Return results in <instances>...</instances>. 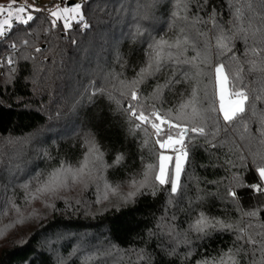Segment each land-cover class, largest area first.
<instances>
[{
  "label": "trees",
  "instance_id": "16d2710c",
  "mask_svg": "<svg viewBox=\"0 0 264 264\" xmlns=\"http://www.w3.org/2000/svg\"><path fill=\"white\" fill-rule=\"evenodd\" d=\"M77 1L90 25L87 29L75 22L69 30H63L61 22L51 28L48 11L41 10L33 13L36 19L30 25H15L0 38V220L14 211L13 203L24 207V185L31 190L35 177L46 175L61 161L76 163L83 154L81 144L87 134L95 135L109 164L118 152L125 154L123 163L105 174L113 184L121 183L123 191L128 190L123 185L128 176L141 170L140 157L150 160L149 150L140 149L142 134H130L124 114L116 111L106 95L93 92L101 87L112 90L109 73L134 76L143 59V41L149 34L156 38L174 35L175 29L170 31L168 27L174 0ZM262 3L264 0H252L254 12L245 10L246 17L255 16L257 26L264 14ZM213 4L220 13L218 19H231L226 0H209L207 11ZM191 9L196 12L195 4ZM144 11L147 18H143ZM200 15L207 19L206 12ZM137 24L144 34L133 40ZM24 39L29 41L27 45ZM36 48L41 51L36 52ZM244 48L242 41H235L237 56L242 58ZM212 59L215 62L214 49ZM163 78L159 77L161 83ZM247 80L250 87H257L253 76ZM154 83L150 80L141 87L150 92ZM189 90L188 85L180 84L174 92L166 91L164 107L179 103ZM208 91L211 94V86ZM257 107L264 108V103ZM257 129L255 122L247 132L243 126L235 130L229 127L216 138L227 140L222 147L217 143L209 148L203 138L196 141L181 177L184 190L171 205L164 190L155 196L141 195L130 204L112 199L98 205V193L92 186L79 194L59 196L50 215L39 219L20 240L2 246L0 264H181L180 256L187 249L182 243L177 245L167 226L175 225L177 232L187 230L199 211L238 225L247 235L244 241H236L235 229L214 232L203 239L190 234L198 255H217L243 244L241 264L259 261L260 245L247 243V236L262 239L257 234L264 232V193L238 186L234 179L238 176L242 185L260 182L255 168L264 161L257 157L254 162L251 155L264 154ZM230 188L236 191L238 201L228 195ZM198 195L204 197L202 202H196ZM189 201L195 211L190 210ZM252 210H258L257 216L242 215ZM173 215L175 220L171 219ZM173 247L177 254L170 256ZM141 253L144 259L139 258Z\"/></svg>",
  "mask_w": 264,
  "mask_h": 264
},
{
  "label": "snow or ice",
  "instance_id": "6c2138e0",
  "mask_svg": "<svg viewBox=\"0 0 264 264\" xmlns=\"http://www.w3.org/2000/svg\"><path fill=\"white\" fill-rule=\"evenodd\" d=\"M226 2L231 19L222 22L218 19L220 13L216 5H211V11H207L209 0H174L171 23L168 26L170 31L175 29L174 35L165 34L156 38L149 34L143 41L146 44L142 49L143 59L139 62L140 67L134 76L128 78L122 72L109 73V81L113 82L112 90L101 87L93 92V95H106L108 101L115 104L116 111L124 114L130 134H142L141 151L145 148L149 150L150 160L142 155L141 170L131 173L123 182L127 191L122 190L121 183L113 184L105 175L109 168L123 163L125 154L118 152L109 164L104 159L105 153L95 135L90 133L83 138L81 147L84 151L76 163L61 161L58 167L46 175L35 177L36 186L31 190L29 185H24L26 200L47 201L79 185L85 191L90 186L95 188L98 193L96 203L115 199L121 204H130L141 195L155 196L158 191L164 190L168 195L167 203L171 205L184 190L181 177L190 163V151L196 141L203 138L209 148H215L217 143L222 147L227 140L216 139L222 131L227 132L229 127L235 130L243 126L247 132L249 125L255 122L258 124L260 143L264 145V108L257 107L258 103H264V14L259 17L260 23L257 26L254 23L255 16H245L246 9L254 12L252 0ZM193 4L196 6L195 13L191 9ZM260 6L264 8V3ZM81 7V3H75L71 7L61 8L56 5L49 9L50 27L56 28L58 22H62V29L69 30L75 22L77 26L87 29L90 25L85 22ZM144 7L147 8V5ZM40 11V8L28 4L26 0L24 3L10 0L6 6L0 4V37L7 36L15 25H30L36 19L33 13ZM201 12L207 13V19L200 15ZM139 14L138 9L137 15ZM143 18H147V11H144ZM180 21L183 23L179 24ZM27 31L25 28V32ZM143 34L144 29L137 24L132 38L136 40ZM237 40L245 45L242 58L234 51ZM23 43L27 45L29 41L24 39ZM16 46L15 43L11 45L13 49ZM213 49L215 62L212 59ZM35 50L41 51L40 48ZM221 57L226 59H220ZM8 63H13L11 58ZM124 66L121 65L122 68ZM161 76L164 77L163 83L159 80ZM248 76L254 77L253 82L257 87L249 86ZM150 80L155 83L151 86L152 90L147 92L141 86L147 85ZM180 84L188 85V95L184 97L181 92L180 95L184 98L165 108V92H174ZM209 86L212 88L211 94L208 91ZM251 155L254 162L257 157L264 161V154L257 152ZM239 159L243 160L244 157ZM228 163L231 164V160ZM255 171L260 180L258 183L242 185L238 176L234 179L238 186L249 187L256 194L264 193V162L258 164ZM228 195L238 201L236 191L231 188ZM203 200V196L196 197V202ZM192 203L189 201V208L195 211L191 207ZM46 207L54 205L46 203ZM12 208L18 214L21 211L15 203ZM257 214L258 210L242 213L247 217H255ZM171 219L175 220V215ZM23 222V218H20L6 227H15V224ZM261 227L264 228V225ZM233 229L237 231L236 241H244L246 229L211 216L205 211L196 212L187 230L177 232L175 225L167 226V232L174 237L177 245L182 243L187 249L180 256L181 264H241V253L245 252L243 244L217 255H206L204 252L198 255V250L192 246L190 238V234L203 239L214 232ZM4 234L5 231L0 230V236ZM257 235L262 237L260 241L247 236V243L259 244L262 252L260 260L253 261L252 264H264V232ZM168 254L176 255V248L173 247ZM139 258L144 259V254L141 253Z\"/></svg>",
  "mask_w": 264,
  "mask_h": 264
},
{
  "label": "rangeland",
  "instance_id": "374dc122",
  "mask_svg": "<svg viewBox=\"0 0 264 264\" xmlns=\"http://www.w3.org/2000/svg\"><path fill=\"white\" fill-rule=\"evenodd\" d=\"M69 0H26L28 4H34L35 7L37 8H46L48 11L49 9L55 7L56 5H59L61 8L65 6H74L75 3H78L77 0H74L75 2L70 5H66V2ZM10 2V0H0V4L7 5ZM19 3H24L25 0H18ZM49 13V11H48ZM62 23V22H61ZM36 186L32 185V188ZM94 188V187H93ZM124 188L127 189V186ZM95 189V188H94ZM84 190L81 188V186L76 185L72 187L69 190L63 191L59 193V196H71L75 195L76 193L79 194L83 192ZM94 192L97 194V191L94 190ZM58 197H53L47 201L44 199H41L39 201H32L24 203V207L20 208L21 211L18 214L15 210L13 212L7 213L3 218L0 220V230L5 231V234L3 236H0V250L2 249V246H8L11 242V240H20L23 236V234H28L29 230L32 229L39 219H44L47 215L51 214V210H53L54 207H46L47 204H53L56 198ZM57 200V199H56ZM107 203V202H106ZM98 205H106L104 203H99ZM23 218V223H17L15 224V227H6L11 224H13L15 221L18 219Z\"/></svg>",
  "mask_w": 264,
  "mask_h": 264
},
{
  "label": "water",
  "instance_id": "95a60500",
  "mask_svg": "<svg viewBox=\"0 0 264 264\" xmlns=\"http://www.w3.org/2000/svg\"><path fill=\"white\" fill-rule=\"evenodd\" d=\"M62 1V0H61ZM75 1L74 0H69L66 2V5H70V4H73Z\"/></svg>",
  "mask_w": 264,
  "mask_h": 264
},
{
  "label": "built area",
  "instance_id": "2783aa9c",
  "mask_svg": "<svg viewBox=\"0 0 264 264\" xmlns=\"http://www.w3.org/2000/svg\"><path fill=\"white\" fill-rule=\"evenodd\" d=\"M41 10H46V8L42 7Z\"/></svg>",
  "mask_w": 264,
  "mask_h": 264
},
{
  "label": "crops",
  "instance_id": "0c3cea01",
  "mask_svg": "<svg viewBox=\"0 0 264 264\" xmlns=\"http://www.w3.org/2000/svg\"><path fill=\"white\" fill-rule=\"evenodd\" d=\"M1 38V37H0Z\"/></svg>",
  "mask_w": 264,
  "mask_h": 264
}]
</instances>
